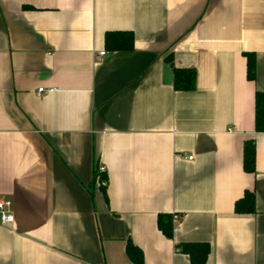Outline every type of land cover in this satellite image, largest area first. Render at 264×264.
<instances>
[{
  "label": "crops",
  "instance_id": "1",
  "mask_svg": "<svg viewBox=\"0 0 264 264\" xmlns=\"http://www.w3.org/2000/svg\"><path fill=\"white\" fill-rule=\"evenodd\" d=\"M114 30L134 48L109 50ZM169 55L196 69L194 89L174 88ZM257 91L264 0H0V200L13 216L0 214V264H136L129 242L142 264H192L176 246L198 242L206 264H264ZM246 191L255 211L240 214ZM174 214L168 237L159 216Z\"/></svg>",
  "mask_w": 264,
  "mask_h": 264
},
{
  "label": "trees",
  "instance_id": "2",
  "mask_svg": "<svg viewBox=\"0 0 264 264\" xmlns=\"http://www.w3.org/2000/svg\"><path fill=\"white\" fill-rule=\"evenodd\" d=\"M28 8V6H26ZM106 46L112 51H129L134 48L135 37L133 32L127 30L108 31L105 34ZM248 58V79H255V63L253 54H247ZM172 65L173 85L177 90H192L196 85L197 71L193 67H178L175 65L172 55L167 57ZM255 129L257 132H264V91H257L255 96ZM256 145L253 139L244 144V169L247 172H255ZM93 184L98 182L100 189L106 194L107 175L95 165L93 170ZM235 211L240 214L252 213L255 211V194L253 191H246L235 203ZM162 232L171 237L174 229L172 215H160L158 220ZM177 250L189 255L192 264H206L210 252V245L206 242L178 244ZM127 252L136 264L143 263L142 251L130 243L127 245Z\"/></svg>",
  "mask_w": 264,
  "mask_h": 264
},
{
  "label": "built area",
  "instance_id": "3",
  "mask_svg": "<svg viewBox=\"0 0 264 264\" xmlns=\"http://www.w3.org/2000/svg\"><path fill=\"white\" fill-rule=\"evenodd\" d=\"M104 54H105L104 50L99 52V56L104 55ZM38 90H39V92H44L45 88L44 87H40ZM189 158H192V156H189ZM100 169L102 171L105 170V168H103V167H100ZM10 206H11V202L9 200H5V201L4 200H0V214L2 216L3 222H5V223L6 222H11L12 219H13V216H12L10 210H9ZM179 217L180 216L178 214H174L173 215L174 222H177L179 220Z\"/></svg>",
  "mask_w": 264,
  "mask_h": 264
}]
</instances>
